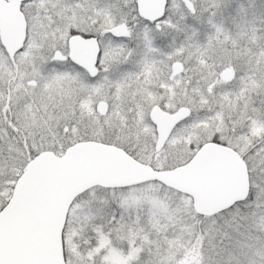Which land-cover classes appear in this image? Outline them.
I'll return each mask as SVG.
<instances>
[{
  "label": "snow or ice",
  "instance_id": "6c2138e0",
  "mask_svg": "<svg viewBox=\"0 0 264 264\" xmlns=\"http://www.w3.org/2000/svg\"><path fill=\"white\" fill-rule=\"evenodd\" d=\"M0 264H264V0H0Z\"/></svg>",
  "mask_w": 264,
  "mask_h": 264
}]
</instances>
